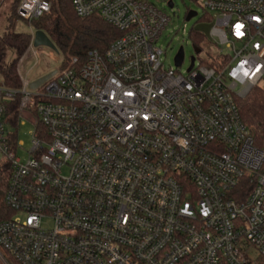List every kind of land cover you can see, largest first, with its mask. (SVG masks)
I'll return each instance as SVG.
<instances>
[{"label": "built area", "instance_id": "2783aa9c", "mask_svg": "<svg viewBox=\"0 0 264 264\" xmlns=\"http://www.w3.org/2000/svg\"><path fill=\"white\" fill-rule=\"evenodd\" d=\"M72 3L78 17L100 16L122 35L83 63L74 58L42 92L22 78L18 91L0 85V151L11 164L2 263L264 257V139L256 143L240 112L264 88V0H205L212 21L185 24L183 33L211 25L206 39L217 51L205 61L194 45L200 52L186 73L179 52L167 67L158 47L171 21L164 8L150 0ZM50 11L48 0H21L18 16L31 23ZM17 95L20 124L35 127L26 162L6 129V103Z\"/></svg>", "mask_w": 264, "mask_h": 264}, {"label": "trees", "instance_id": "16d2710c", "mask_svg": "<svg viewBox=\"0 0 264 264\" xmlns=\"http://www.w3.org/2000/svg\"><path fill=\"white\" fill-rule=\"evenodd\" d=\"M51 11L30 24L36 31H43L51 39L58 51L65 59L63 68L70 67L74 58L83 63L91 50L105 51L115 40L121 37V32L107 24L100 16L93 15L80 18L74 11L72 0H48ZM21 0H16L14 10L8 17L7 26L0 37V75L2 86L10 90H20L22 81L18 66L31 45V35L15 32V24L20 17L18 8ZM210 23L212 20L205 13L200 19ZM26 22V21H25ZM195 46L201 48L207 43L206 37L196 31L191 32ZM79 63V66H80ZM21 95H17L14 102L6 103L9 123L17 126L18 108ZM39 102V101H38ZM240 112L243 122L251 130L259 145L264 139V88L257 87L248 98L240 102ZM38 127H41L39 122ZM10 134V144L14 146L17 138ZM11 176V164L8 160H0V222L8 219L11 214L5 204V195ZM0 264H3L0 260ZM264 264V257L253 263Z\"/></svg>", "mask_w": 264, "mask_h": 264}, {"label": "rangeland", "instance_id": "374dc122", "mask_svg": "<svg viewBox=\"0 0 264 264\" xmlns=\"http://www.w3.org/2000/svg\"><path fill=\"white\" fill-rule=\"evenodd\" d=\"M158 8L165 9L166 14L170 17L171 21L166 28L164 35L158 42V47L163 51H166V56L163 57L165 65L175 66V56L181 49L184 51V63L181 67V72L186 71L191 66L193 57H196V47L192 41V38L183 33L185 24L190 30L195 22L199 21L205 16L204 3L205 0H173L174 8L169 9L166 7V0H150ZM16 0H0V37L4 33L7 26L8 17L14 10ZM190 10L196 11L198 16L193 18L190 22L186 23L185 19ZM213 13H210V15ZM15 32L18 34L32 35L36 33V30L27 22L18 19L15 24ZM227 52V48H222ZM217 49L215 46L208 42L202 45L201 53L196 57L202 60H208L210 55L215 54ZM64 55L59 52L56 53L48 48H37L29 49L18 66V72L22 79L26 82L32 83L41 77L57 71L60 72L64 62ZM0 84H2V77L0 75ZM48 83L44 84L37 91H44ZM7 133L14 134L17 136V141L20 144L16 150L17 157L22 161L26 162L29 158V152L32 149L33 133L35 127L32 123L25 120V125H21L20 122L17 126L7 124ZM13 149V147H11ZM4 156L0 151V160ZM43 227L48 229L50 223H44Z\"/></svg>", "mask_w": 264, "mask_h": 264}, {"label": "water", "instance_id": "95a60500", "mask_svg": "<svg viewBox=\"0 0 264 264\" xmlns=\"http://www.w3.org/2000/svg\"><path fill=\"white\" fill-rule=\"evenodd\" d=\"M170 8H173V4L171 3L169 5ZM197 16V12L196 11H189L188 15H187V21H191L193 18H195ZM210 29H211V25H198L195 27V31L200 32L202 34L205 35V37L211 41L210 38ZM33 48L37 49V48H48L56 53H59L57 47L54 45V43L51 41V39L47 36V34H45L43 31H36L35 35H34V41H33ZM200 51L196 49V53H199ZM184 60V51L183 49H181L179 51V54L176 58V63L178 66H181L182 62ZM194 61L195 59L192 58L191 61V67L190 69H192L193 65H194ZM58 72L54 71L51 72L43 77H41L40 79L35 80L34 82L30 83V90L32 91H36L37 89H39L41 86H43L47 81H49L51 78H53L54 76H56Z\"/></svg>", "mask_w": 264, "mask_h": 264}]
</instances>
